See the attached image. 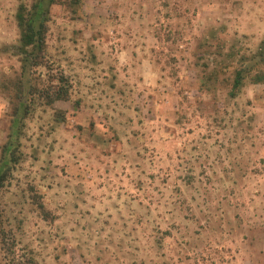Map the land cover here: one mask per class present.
<instances>
[{"label":"rangeland","instance_id":"1","mask_svg":"<svg viewBox=\"0 0 264 264\" xmlns=\"http://www.w3.org/2000/svg\"><path fill=\"white\" fill-rule=\"evenodd\" d=\"M33 2L0 0V159L20 87L15 14ZM262 42L264 0L52 5L0 191L18 256L264 264V84L228 95ZM59 74L69 99L47 106Z\"/></svg>","mask_w":264,"mask_h":264},{"label":"trees","instance_id":"2","mask_svg":"<svg viewBox=\"0 0 264 264\" xmlns=\"http://www.w3.org/2000/svg\"><path fill=\"white\" fill-rule=\"evenodd\" d=\"M56 4H66L69 7L81 5V0H34L31 6L20 4L15 14L16 25L19 31L18 50L21 56V75L19 80V95L16 96V106L14 107V117L12 120V132L9 136L10 142L6 144L2 150V158L0 159V191L4 188L5 182L10 173V168L14 166L16 161L17 145L15 144L20 132L23 119L28 114L27 104L24 101V94H32L35 89L30 82V72L33 67L46 65L44 59L46 56V34L49 8ZM242 59H245L242 57ZM250 65L235 69L233 82L228 95L231 98L236 97L240 91L244 81L248 78L251 84H264V42L261 43L258 51L253 54ZM250 61V60H249ZM55 78L58 89L51 96L45 93L47 106L52 105L56 101L69 99V82L63 75L59 74ZM27 90V91H26ZM38 209L44 217L47 218V212L44 211L43 205L38 204ZM8 230L3 227V220H0V247L5 249L4 253H9L11 260L9 264H35L30 254L18 256L15 249V242L12 234L10 241L7 239V231H10L8 220Z\"/></svg>","mask_w":264,"mask_h":264}]
</instances>
